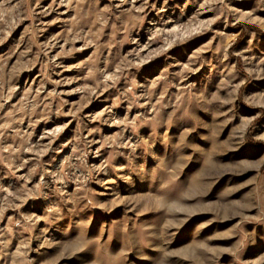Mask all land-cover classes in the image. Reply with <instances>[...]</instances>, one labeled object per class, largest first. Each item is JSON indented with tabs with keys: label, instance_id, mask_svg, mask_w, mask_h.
I'll list each match as a JSON object with an SVG mask.
<instances>
[{
	"label": "rangeland",
	"instance_id": "374dc122",
	"mask_svg": "<svg viewBox=\"0 0 264 264\" xmlns=\"http://www.w3.org/2000/svg\"><path fill=\"white\" fill-rule=\"evenodd\" d=\"M0 264H264V0H0Z\"/></svg>",
	"mask_w": 264,
	"mask_h": 264
}]
</instances>
